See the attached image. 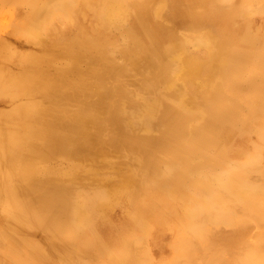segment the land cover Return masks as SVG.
<instances>
[{"label": "rangeland", "instance_id": "obj_1", "mask_svg": "<svg viewBox=\"0 0 264 264\" xmlns=\"http://www.w3.org/2000/svg\"><path fill=\"white\" fill-rule=\"evenodd\" d=\"M29 1L0 3V134L18 124L6 98L30 104L41 127L59 105L60 149L48 150L46 129L32 152L2 142L40 182L23 191L5 164L0 179L35 217L28 237L49 246L34 264H123L122 252L125 264H209L212 249L219 264L229 254L214 230L238 224L264 172V0H37L42 15ZM44 65L67 78L35 84ZM75 140L89 157L72 153Z\"/></svg>", "mask_w": 264, "mask_h": 264}, {"label": "bare ground", "instance_id": "obj_2", "mask_svg": "<svg viewBox=\"0 0 264 264\" xmlns=\"http://www.w3.org/2000/svg\"><path fill=\"white\" fill-rule=\"evenodd\" d=\"M5 1H9V0H0V3H4ZM32 2H34V4H32ZM36 2H37V0H30L29 1V4H31L30 7L32 6V9H34L32 11L33 15H42L44 12H41L40 10H38V8H37L38 5H37ZM48 2H52L53 6L56 8L57 5H59V7H62L65 3H67V0H46V4H48ZM68 2H69V0H68ZM88 3H89V1H88ZM93 4H95V2ZM134 4H135V2H134ZM140 5L144 6V3L143 4L141 3ZM76 6L77 5H75V7ZM138 6H139V4H138ZM73 7L74 6L72 5V9H74ZM70 9H71V7H70ZM62 12H63V10H62ZM64 13L66 14L65 10H64ZM64 47H65L64 48V54H65L64 56H66V57H69V58H71L73 60H75V59L78 60L79 58L84 56V55H82L80 53H76L74 50H71V49L67 48L68 46H64ZM60 72H63V71H59L58 70L57 72L52 74L50 72V70H49V66L44 65V69L42 71H39L38 74H37V72H35V75L33 77V81L35 82V81L41 80L44 83L55 87V86H58V85L63 83V82H61L63 80L62 77L63 78H67V77H64L65 75L60 73ZM0 76L2 77V78L0 77V88H1L3 85H5L4 83L6 82L7 79L3 76V74H0ZM64 82H65V80H64ZM31 83H33V82H31ZM35 84H36V82H35ZM35 84L31 85V87H35L36 86ZM28 97L29 96H24L23 99L26 100V99H28ZM8 99L9 98H6V101L8 102V105L10 107L9 109H12V111L14 112L11 120L14 119L13 121L18 123L17 125H15V127L23 128L24 130H26V133L22 134L23 132L22 133L17 132L15 130V127H14L12 129H9V132L7 134H0V143L5 142V143H7L8 146H9V144L21 145V146L23 145V146H25V148H26V146L28 147V145H30V150H26V151H31L32 152L34 147L36 149H38V147H39L38 145H39V143L41 141V138L43 139V136L46 134V133L43 134V131L46 129L45 132H47L48 150L55 151V150L60 149L59 145L56 142L57 134H55L53 132L54 129H52V132L50 130L55 125L53 116L58 113L59 110L57 109V107L59 105L57 107H49V106L47 107L48 109L46 110L47 111L46 113L48 114L47 115L48 117L46 119V124H44V126L41 127L39 122H38L39 114H38V112H36L34 110V108L30 107V104H26V105H24L25 103L21 104L20 101H18V100L16 101V98L13 99V101H14V103H13V101L11 99L9 101H8ZM31 100H33V99H31ZM35 103H36V101H35ZM62 110L63 109L61 108V111ZM64 113L66 114L67 112L64 111ZM30 115H32V116H30ZM29 121H30V123H29ZM21 123H24V124H21ZM60 125H61V127L63 125V128H62L61 131H60V128H59L58 131H60L59 134L62 136L65 133L64 132L65 128H64V124L60 123ZM54 127H56V126H54ZM72 143L74 144V149L72 150V153H75L74 155H79V156H76V157H80V158H83V156L89 157V152H91L92 149L86 148L80 141H76L75 140V141H72ZM2 156H5V158L2 157ZM25 161H26V159L24 157H22V156H15L13 154L7 156V154L4 152L3 148L2 147L0 148V166L5 164V166L7 165V166L15 169L14 173L18 176V178H20L22 180L23 177H24L23 180L25 182L29 183L30 186H31L30 189H23V188H20V189H22L23 191H29V190L35 189L37 187L36 183H39L40 181L36 180L35 178H33L31 176V174L34 173V167L31 165V163H28V162H25ZM4 171H5V169H4ZM7 171H9V170H7ZM6 175H9V174H6ZM0 176L3 177L4 175H1V173H0ZM259 178H260L261 183L257 184V181H259ZM259 178H257V177L254 178L253 177V182L255 181L253 183V185L251 186V188L253 187V189L251 191H249L251 189V188H249V190H248L250 192L249 193L250 194L249 198L245 197L246 201H248V202L250 201L249 204H251V206L248 205V207L250 206V208L253 209V210L251 211V209H249L247 207L248 209L246 208L245 211L242 209V211H241L240 209L244 208V207L240 208V206L242 204L240 206H238V205H239L240 202L242 203L243 200L240 201L242 198H240L239 201H237V199H236L235 201H236V203H238V205H236V206L239 207V208L237 207L236 209H238L241 212V214L243 215L240 218L238 224L231 225L229 227V229H227L228 227H226V229L225 228H217V229L214 230V231H216V234L214 236H221V237H219V240L222 243V245L225 246V243L227 244V247L229 248V250H228L227 247H225V250L227 249L226 252H227V255L229 254L228 257H231L232 255L234 256L236 254L238 256L241 254L240 256L242 257L243 256L242 252H244L246 250L244 252V255L246 254L245 255L246 257L243 256V260L241 261V264H264V262L261 263V262L256 261L257 257H261V256L264 257V253H260V255H259V250L264 248V210H262V208H264V207L261 206L262 204H264V191H262V187H264V172H262L261 175H259ZM129 182L133 183L132 180H129ZM5 183H6L5 180L0 179V264H18V263H16L18 261L14 260V258L17 256L16 254H14V252H16V250L18 252H21L23 250L26 253V257H27V258H24V259H27L26 261L30 262L31 264H34V263H37V262H42L43 263V261L46 260L45 259V255H44L45 248L48 245L45 243L47 246H45V248H44L45 244L43 243V245H42V241L40 242L41 245H42L41 246L40 244H38V242L34 243L28 237V236H31L32 224H33V221H34L35 217L34 216L33 217L29 216L24 211L25 208L18 206L19 198L17 196L16 190L14 189L16 187V185L14 183H16V182L11 183L12 187H9V186L6 187ZM124 183H125V180H123V183L121 185H124ZM20 185L18 184L17 186H20ZM121 187H123V186H121ZM259 187H260V189H259ZM258 193L259 194L262 193V196L261 195L259 196ZM253 202H254V204H255V202L256 203L259 202V203H257L259 205L261 204L260 202H262V204L260 205L262 208L259 205H257V204H255V206L260 207V208L254 207V204H252ZM12 203L15 206L14 208H17L18 211H12L11 209L7 210V206L8 205H12ZM4 204H6V205H4ZM78 211H79V209H78ZM246 211H247V213H245V216H244L243 213L246 212ZM76 213H77V216H78V212H76ZM79 216H81V215H79ZM82 219H83V217H82ZM252 224L257 226L256 227V231H254L255 229L252 230V231L250 230V228L251 229L254 228V227L253 228L250 227V226H252ZM250 231H251V233L249 234ZM221 232H223V233H221ZM248 234L249 235H251V234L253 235V238H251L252 240H249L250 237H247ZM209 236H211V235L209 234ZM254 236H256L257 238L255 239ZM246 237H247V240H249V241L246 240ZM245 240L249 244L247 242H245ZM18 241L19 242L21 241V243H22L19 248H18V246H16V243H15V242H18ZM56 241L54 239V243H57ZM128 243H129V241H128ZM194 243H196V242H194ZM246 243H247V245L250 246V248L246 245ZM237 246L240 247V250H237L239 248V247L237 248ZM52 247H54V246H52ZM131 247H133V246H131ZM198 248H200V247H198ZM231 248H233L232 250L236 249V251L239 254L236 253L235 251H232V253H231V251H230ZM251 248H252V250H251ZM48 249H46V250H48ZM212 250L207 252L206 255L207 254L210 255V256H208V261H210L209 259H211V261H212L211 263L213 264V260L214 259L212 260V258H213V254H211ZM250 250H251V252H250ZM191 251H193V250H190V253H191ZM228 252H230V253H228ZM234 252L236 254H234ZM216 253H217V251H216ZM11 254H14L15 257L13 255H11ZM45 254L48 255V251H46ZM52 255H51V257H52ZM48 256L50 257V254ZM55 256H57V255H55ZM120 256H119V259H121L122 261H125L123 263V264H125L127 260L123 259V258H127V257L124 255L123 252L120 254ZM238 256H236V257L234 256L235 258H234L233 261L236 262V260H237L236 263L233 262L234 264H237L239 262L238 261L239 259H237ZM215 257H216L215 260H217V261H218L217 257L219 258V264L220 263L224 264V262L226 260H229V259L232 258V257L231 258L227 257V258L224 259V257H222V259H221L220 256H217V254H216ZM226 262L230 263L231 260L230 261H226ZM226 262H225V264H228ZM211 263L209 262V264H211ZM238 264H240V263H238Z\"/></svg>", "mask_w": 264, "mask_h": 264}]
</instances>
